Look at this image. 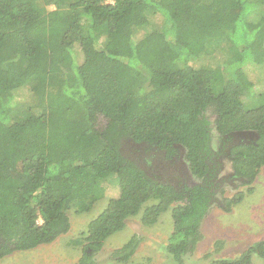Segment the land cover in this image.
<instances>
[{
    "label": "trees",
    "instance_id": "16d2710c",
    "mask_svg": "<svg viewBox=\"0 0 264 264\" xmlns=\"http://www.w3.org/2000/svg\"><path fill=\"white\" fill-rule=\"evenodd\" d=\"M252 67H264V0H0V262L65 235L68 213L90 212L114 179L118 196L73 242L84 245L77 264H95L127 220L153 226L168 209L167 254L183 264L210 209L242 202L223 185L250 193L264 167ZM241 133L255 137L234 144ZM127 144L165 162L183 151L196 183L149 177ZM139 243L133 235L111 263L150 264L133 260ZM252 256L264 261V241L211 264Z\"/></svg>",
    "mask_w": 264,
    "mask_h": 264
},
{
    "label": "rangeland",
    "instance_id": "374dc122",
    "mask_svg": "<svg viewBox=\"0 0 264 264\" xmlns=\"http://www.w3.org/2000/svg\"><path fill=\"white\" fill-rule=\"evenodd\" d=\"M73 56L78 62L77 50L74 51ZM70 69L71 67L67 69L68 75ZM247 73L261 84V89L264 88V67L247 68ZM104 125L105 120L100 119L98 127L102 128ZM212 139L213 148L217 150L218 137L214 135ZM223 165L222 176H225L230 172V165L228 161L223 162ZM113 181L115 182L114 179ZM113 181L109 182L105 197L99 200L90 212L68 213L70 229L65 235L35 250L13 253L4 258L0 264H77L83 254L84 245L78 246L73 242L82 238L88 223L102 212L107 201L118 196V188ZM189 182L196 183L194 179ZM251 187L252 191L248 193L247 188L230 182L223 185L225 198L243 192L245 196L242 202L232 207L229 212L216 205L210 209L200 226L201 240L195 251L183 258V264H211L216 259H233L252 244L264 241V167L259 171ZM139 218L140 215L127 220L126 227L122 231L110 236L104 242L102 249L94 256L95 264H112L110 260L112 253L120 249L133 235L138 236L140 240L133 255L134 261L147 259L150 264H175L166 250L168 238L173 231L171 209L162 213L153 226L141 225ZM251 264H264V261L252 256Z\"/></svg>",
    "mask_w": 264,
    "mask_h": 264
},
{
    "label": "flooded vegetation",
    "instance_id": "af4514ba",
    "mask_svg": "<svg viewBox=\"0 0 264 264\" xmlns=\"http://www.w3.org/2000/svg\"><path fill=\"white\" fill-rule=\"evenodd\" d=\"M245 133L235 134L232 137L234 144L240 143L242 141H246L250 139V136L245 137ZM134 146L132 144L128 145L127 154L130 157H135L138 160L140 167L149 174V177H153L155 175L157 177L156 180L161 181L162 183H167L173 187H179L183 185L190 186V180L192 176L185 165L183 159V151H181L180 159H173L172 162H165L160 153H156L154 149L151 151H145V149H141V147H131ZM229 149V148H228ZM134 150H137L136 152ZM179 149V153H180ZM193 180V179H192ZM235 184V183H232ZM237 185V184H236Z\"/></svg>",
    "mask_w": 264,
    "mask_h": 264
},
{
    "label": "water",
    "instance_id": "95a60500",
    "mask_svg": "<svg viewBox=\"0 0 264 264\" xmlns=\"http://www.w3.org/2000/svg\"><path fill=\"white\" fill-rule=\"evenodd\" d=\"M246 135H244L245 137H248V136H254L255 137V134L254 133H245Z\"/></svg>",
    "mask_w": 264,
    "mask_h": 264
}]
</instances>
